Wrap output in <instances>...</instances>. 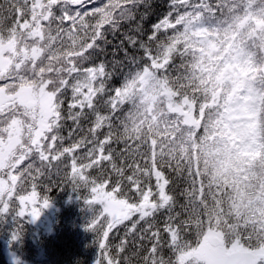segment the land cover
I'll list each match as a JSON object with an SVG mask.
<instances>
[{"label": "trees", "instance_id": "16d2710c", "mask_svg": "<svg viewBox=\"0 0 264 264\" xmlns=\"http://www.w3.org/2000/svg\"><path fill=\"white\" fill-rule=\"evenodd\" d=\"M107 2L96 0L85 7H102ZM125 2L112 0L106 11L119 20L116 6ZM176 3L177 0H139L133 18L120 20L115 29L107 25L98 29L101 14L94 13L88 18L91 27L80 29L74 44L55 49L50 46V38L56 16L65 6L60 0H43L40 6L36 0H0V45L13 42L10 63L0 71V89L15 96L0 111L9 112L5 121L15 117L18 123L23 122L27 133V124L35 127V123L20 105L40 117L45 102L50 100L52 112L59 111L63 117L58 135L65 138L67 146L70 135L77 139L85 134L79 129L91 127L82 119L78 129L68 118V102L74 96L80 100L87 91L85 87L90 86L95 111L109 117L98 132L99 139L109 135L112 149L123 150L126 163L138 164L167 178V191L177 206L175 211L189 226L181 237L192 240L197 233L215 231L223 239L227 224L243 225L248 221L259 227L264 223V150H237L238 140L225 143L221 135L228 134L224 127L229 124L225 100L244 96L247 91L237 88V82L253 79L264 83V0H205L207 8L196 10L178 6L182 15L190 13L179 24L173 8ZM170 12L175 27L162 28L157 40L150 44L154 53L167 49V55L158 61L160 67H151L141 59L144 52L139 44L133 46L129 37L149 43L153 26ZM27 23L30 25L24 27ZM97 30L102 35L98 50L93 51ZM224 46L236 49L246 58V72H237L231 63L224 62L219 54ZM100 63L106 65L111 77L103 82V96L95 94L101 81H92L89 72ZM148 69L154 72L142 84L139 79ZM77 88L79 93L75 92ZM112 89H118L117 96L112 95ZM257 91L264 97L259 84ZM169 94L177 103L189 100L194 104L197 125L185 122L181 113L170 109ZM257 109L255 127L264 124V101L260 98ZM221 114L224 123L217 124ZM21 143L29 144L28 135L21 137ZM30 162L31 158L25 159L17 167L24 169ZM34 166H39L38 162ZM55 172L53 168L52 173ZM64 172V165H60L58 174L49 173L51 182L46 178L37 183V198L47 197L55 206L49 225L44 227L18 215V195H28L32 182H24V190L20 191L17 181L10 211L0 212V264H98L102 259L98 235L89 227L94 208L100 205L90 206L85 199L87 190L74 189ZM13 174H17L15 170ZM152 183L155 184L154 178ZM137 218L138 215L133 216L132 220ZM166 218V211L161 209L151 223L163 228ZM107 222L103 215L99 217L102 230H107ZM130 227V221L115 225L107 242L114 250L121 240L127 239V255L139 251L134 264H143L142 258L153 243L148 225L141 221L135 235L128 231ZM17 232L18 238L13 239ZM184 232L192 235L184 237ZM167 240L168 234L161 231L164 247L160 255L165 259L171 255ZM10 254L17 260H11Z\"/></svg>", "mask_w": 264, "mask_h": 264}, {"label": "snow or ice", "instance_id": "6c2138e0", "mask_svg": "<svg viewBox=\"0 0 264 264\" xmlns=\"http://www.w3.org/2000/svg\"><path fill=\"white\" fill-rule=\"evenodd\" d=\"M64 5L72 6L76 11L73 17L79 16V9L85 7L87 3L93 0H60ZM139 0H126L122 5L116 6V12L119 20L115 19L111 11H106L112 6V0H108L102 7H94V13L101 14V23L98 26L103 28L107 25L109 28L118 27V22L125 18H133V9L137 7ZM196 9H205L207 4L205 0H199V3L192 4L190 0H177L173 5L176 9V24L185 20L190 13L181 14L179 7ZM19 16L20 13L17 12ZM172 12L159 23L155 24L152 29V35L148 37L149 43H142L129 37V42L133 46L139 44L144 52L141 58L149 62L151 67H160L158 61L167 55V49L154 53L150 44L157 40L160 30L174 28L175 24L171 22ZM62 22L72 23L68 13L64 12ZM101 31L97 30L93 37L92 50L96 51L99 47ZM133 62L137 63L136 57ZM90 79L101 81L100 87L95 90V94L104 95V81L110 79L106 65L100 63L89 70ZM12 79V78H9ZM2 82V81H0ZM264 90V83L253 79H244L237 82V88L247 90V96H237L225 100V113L227 119L231 120L233 114L240 111L254 113L256 111L255 98L260 97L257 91V85ZM0 86H3L0 84ZM112 95H118V89H112ZM79 93L80 89H75ZM94 94L84 93L80 100L68 102V118L78 126L83 119L91 124L88 129H79L85 134L77 139H68L71 141L64 146V137L58 135L60 121L63 119L59 111L49 112L47 115L37 117L30 114L27 107L24 114L34 121L27 124V133L23 122H17L15 117L7 121L4 120L9 112L0 111V212L8 213L10 211V202L13 193L17 192V181H20V191H23L22 185L26 181H31V191L28 195H18L20 210L17 212L20 217L26 215L24 208L31 205L30 214L34 219L41 215V208L48 207L50 200L47 197H41L42 205L37 207L38 199L36 187L37 183L43 179H49L53 168L56 169L53 175L58 174L60 165L65 167V179L72 184L74 189H85L88 195L85 199L90 206L99 204L98 209L94 208V218L89 227L96 232L99 239V247L102 252V259L98 264H134L138 257L139 251L134 252L131 256L127 255L129 241L121 240L120 244L112 249L107 242L109 231L124 221H130L131 227L128 229L133 235L136 234L137 225L144 221L148 225V234L153 241L147 254L143 256V264H264V223L258 227L255 223L249 225L245 221L243 225L227 224L228 231L224 238L217 242L208 238L204 233H197L195 239H186L181 237V232L189 226L181 220V214L175 211L177 207L173 196L167 191L169 181L162 174L154 172L148 168H140L138 164L133 165L126 163L124 151L115 152L112 147V140L109 135H105L101 140L98 132L105 126V121L109 119L102 114H97L93 105ZM264 101V97H260ZM113 112L115 108L113 107ZM224 115L217 124L224 123ZM247 123L251 124V121ZM228 130L227 136L222 135V140L227 143L231 139L239 141L237 150L254 151L259 148L264 150V124L254 127L247 135H243L238 128L231 124H224ZM28 135L29 144L21 143V137ZM31 158L30 162L24 169H19V165L25 159ZM39 166H34L37 164ZM13 170L17 174H13ZM70 170V171H69ZM92 170V171H89ZM93 172L96 173L93 176ZM7 177V178H5ZM155 180L153 185L152 180ZM155 188V192L153 191ZM139 194L135 200L132 196ZM131 194V196L129 195ZM155 197V199H153ZM161 209L167 213V218L163 222V228L156 227L151 223L155 214ZM103 215L107 222V230H102L104 225L99 224V217ZM132 220L133 216H137ZM110 217V220H109ZM155 228V231L153 229ZM163 231L168 234V240L165 241L171 255L165 259L160 255L164 245L160 242V233ZM207 231V230H205ZM192 233L184 232V237ZM19 232L13 235L17 239ZM127 236V233H126Z\"/></svg>", "mask_w": 264, "mask_h": 264}, {"label": "rangeland", "instance_id": "374dc122", "mask_svg": "<svg viewBox=\"0 0 264 264\" xmlns=\"http://www.w3.org/2000/svg\"><path fill=\"white\" fill-rule=\"evenodd\" d=\"M43 0H36V3L40 4L42 3ZM96 1V0H93ZM93 7H83L79 9V16L73 17L74 12L76 9H74L72 6L65 5L60 13H58L57 17V22L54 26V31L51 34L50 38V46L52 48H58L61 45H70L74 44V42L78 39L80 29H86L88 27H91V23L89 22L88 18L94 16V12L92 11ZM67 12L68 17L70 20L74 19V22L72 23H64L62 22V17L63 13ZM91 17V18H92ZM259 20H262V17H258ZM264 23V22H263ZM30 25V23L24 24V27ZM12 46L13 42H8L5 44L0 45V71L3 70L7 65L10 63V55L12 52ZM33 53H36V49H33ZM220 56L222 59H224V62L226 63H231V67H235L237 72H246L248 69V64L247 60L245 57H242V55L235 49H231L230 46H224L223 48L220 49L219 52ZM233 65V66H232ZM154 70L148 69L146 70L143 75L140 77V82L142 84H145L150 76L153 74ZM84 90H87L85 93H88L91 95V87L88 86L87 88L85 87ZM259 92V91H258ZM246 94L244 96H247L248 93L247 91L245 92ZM260 97H263L262 94H260ZM255 98L256 102V111L254 113H249L248 111H240L237 113L233 114V118L231 120H228L229 124H231L234 128H238L242 132L243 135H247L248 132H250L255 126H256V120H257V103H258V98ZM15 96L10 95L0 89V108L3 106L9 104L12 100H14ZM169 107L173 111H177L181 113L184 117L185 122L189 124H198V120L196 118V111H195V106L194 104L189 101V100H184L182 103H177L174 99V96L172 94H169ZM53 106L51 105L50 100L45 102V107L42 111V115H47L49 112H52ZM248 121H251V124L247 123ZM38 199V198H37ZM42 205V201L38 199V204L36 205L37 207H40ZM21 207V206H20ZM20 210V208H19ZM55 206L53 204H49L48 207L41 208V215L38 218H33L30 214L28 213L31 212V205L29 202V206L24 208V211L26 215L24 216L27 218L29 221L35 223V225L39 227H44L48 226L49 222L51 220V217L54 213ZM208 238H210L213 241H221L222 240V235L218 232L211 231L206 235ZM9 258L11 260H17V258L13 255L10 254ZM27 264H47V263H27Z\"/></svg>", "mask_w": 264, "mask_h": 264}]
</instances>
